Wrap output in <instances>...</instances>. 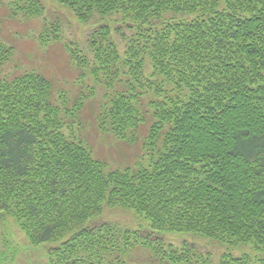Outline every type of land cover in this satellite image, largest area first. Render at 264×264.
I'll return each mask as SVG.
<instances>
[{
	"label": "trees",
	"instance_id": "1",
	"mask_svg": "<svg viewBox=\"0 0 264 264\" xmlns=\"http://www.w3.org/2000/svg\"><path fill=\"white\" fill-rule=\"evenodd\" d=\"M53 1L81 23L100 19L89 38L91 74L105 89L94 121L122 144L149 126L147 153L125 166L101 159L74 130L92 91L69 108L48 74H4L15 49L0 39V220L11 216L31 245L51 246L50 264H125L138 246L160 264H211L187 242L166 245L173 233L256 256L221 264H264V0ZM19 2L15 17L45 12L40 0ZM123 28L133 34L124 53ZM46 29L58 38V27ZM105 207L149 226L104 221Z\"/></svg>",
	"mask_w": 264,
	"mask_h": 264
},
{
	"label": "rangeland",
	"instance_id": "2",
	"mask_svg": "<svg viewBox=\"0 0 264 264\" xmlns=\"http://www.w3.org/2000/svg\"><path fill=\"white\" fill-rule=\"evenodd\" d=\"M21 0H0V39L15 49L14 61L4 70V74L18 75L25 72L37 71L48 74L61 90H64L70 99L69 108H73L75 99L81 92L88 94L92 91L95 98L90 101L82 112L80 131L78 125L75 131L78 135H88L90 144L94 147L96 154L103 160L109 161L112 167L125 166L126 162L133 158L132 162L141 161L146 155V142L149 126L141 129L138 141L134 144H122L111 135L104 133L94 121L92 108H99L105 89L98 84L91 74L93 55L89 51L90 35L98 28L100 19L87 24L79 22L78 18L69 8L56 3L53 0H40L45 6V12L39 18H28L22 12L17 17L13 16L10 9L16 8ZM111 19H106L109 22ZM46 26L58 27V38L48 37ZM122 34H118L116 40L125 51L126 41L133 37L132 31L123 28ZM42 36L45 40L42 42ZM68 48L73 49L81 56H86L90 65L77 66L76 61ZM87 76L82 77L83 70ZM127 71V69H126ZM151 69H146L149 76ZM128 77H126L127 79ZM100 79H104L103 74ZM131 81V78H128ZM148 110L151 109L147 101ZM147 107V106H146ZM114 138V139H113ZM146 139V140H145ZM129 156V157H126ZM135 156V157H134ZM146 157V156H145ZM129 158L128 160H124ZM104 221L119 225L123 229L137 231L148 227V222L138 217L134 212L121 210L119 208L105 207L102 215ZM166 245L172 244L174 248H181L187 242L194 245L199 254L207 257L212 255L211 264H221L225 255L243 257L248 255L254 261L255 253L251 248L231 249L227 245H221L213 240H206L194 235L167 234L163 237ZM48 247H36L31 245L26 235L20 230L17 222L11 216L0 220V264H50ZM166 247V246H165ZM168 247V246H167ZM117 254L110 257L115 258ZM151 250L141 246L131 250L127 257H123L125 264H160L153 261L155 258ZM116 264V261L113 262Z\"/></svg>",
	"mask_w": 264,
	"mask_h": 264
},
{
	"label": "bare ground",
	"instance_id": "3",
	"mask_svg": "<svg viewBox=\"0 0 264 264\" xmlns=\"http://www.w3.org/2000/svg\"><path fill=\"white\" fill-rule=\"evenodd\" d=\"M13 61H14V59L12 58V59L10 60L9 64H11Z\"/></svg>",
	"mask_w": 264,
	"mask_h": 264
}]
</instances>
